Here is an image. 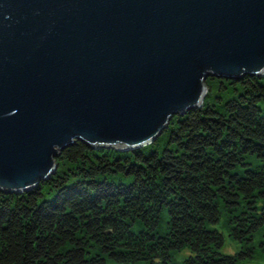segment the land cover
<instances>
[{"label": "water", "instance_id": "water-1", "mask_svg": "<svg viewBox=\"0 0 264 264\" xmlns=\"http://www.w3.org/2000/svg\"><path fill=\"white\" fill-rule=\"evenodd\" d=\"M264 75V0H0V191L77 140L131 150L201 105L207 77Z\"/></svg>", "mask_w": 264, "mask_h": 264}, {"label": "trees", "instance_id": "trees-1", "mask_svg": "<svg viewBox=\"0 0 264 264\" xmlns=\"http://www.w3.org/2000/svg\"><path fill=\"white\" fill-rule=\"evenodd\" d=\"M205 85L155 140H77L47 180L0 191V264H264V75Z\"/></svg>", "mask_w": 264, "mask_h": 264}, {"label": "rangeland", "instance_id": "rangeland-1", "mask_svg": "<svg viewBox=\"0 0 264 264\" xmlns=\"http://www.w3.org/2000/svg\"><path fill=\"white\" fill-rule=\"evenodd\" d=\"M225 89L221 90V93H224ZM217 92L214 91L213 94H216ZM225 94V93H224ZM262 106L264 107V105L262 104ZM163 142H161L160 145H162ZM222 217V216H221ZM163 218H159V224L157 227L158 229H161L162 225H163ZM222 220L220 219V222H218L217 224H215V226L221 231V233L223 234V238H224V245L222 248V251L225 253H232L236 248L237 245L236 242L228 235V232L226 231V229L222 226ZM180 259V255L175 256V261L177 263H180L179 261Z\"/></svg>", "mask_w": 264, "mask_h": 264}]
</instances>
